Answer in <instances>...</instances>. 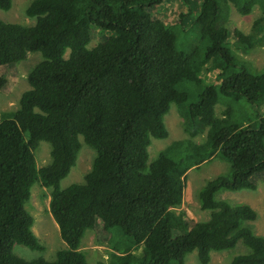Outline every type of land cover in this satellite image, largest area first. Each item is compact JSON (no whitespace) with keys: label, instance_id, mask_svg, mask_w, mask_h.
Instances as JSON below:
<instances>
[{"label":"trees","instance_id":"16d2710c","mask_svg":"<svg viewBox=\"0 0 264 264\" xmlns=\"http://www.w3.org/2000/svg\"><path fill=\"white\" fill-rule=\"evenodd\" d=\"M163 1L33 0L26 14L35 25L0 20V91L8 83L6 67L30 53L43 57L27 76L19 110L0 121V264H88L81 242L96 220L104 232L118 228L144 247L141 257L129 249L113 254L109 264H185L194 251L200 264H209L212 252L240 242L250 251L231 264H264V239L245 225L256 221V211L216 199L221 191H253L264 176V116L241 125L231 122V107L223 118L215 115L221 97L264 103V72L235 56L225 26L230 5L249 15L257 4L264 10V0H202L197 23L209 41L204 61L197 48L180 50L176 36L149 13ZM12 4L0 0V10ZM94 29L109 36L89 49ZM234 39L238 48L252 45L239 30ZM205 61L219 71L221 85L203 88L185 114L186 133L193 139L206 131L205 142L175 141L149 164L152 139L168 138L164 118L171 105L189 100L179 86L201 84ZM80 138L97 156L85 184L62 190ZM42 141L52 147V162L38 169L34 151ZM217 156L231 171L197 193L209 219L195 222L173 212L182 202L186 173ZM36 182L51 189L49 212L67 246L54 261H27L14 253L16 245L44 251L25 209Z\"/></svg>","mask_w":264,"mask_h":264},{"label":"rangeland","instance_id":"374dc122","mask_svg":"<svg viewBox=\"0 0 264 264\" xmlns=\"http://www.w3.org/2000/svg\"><path fill=\"white\" fill-rule=\"evenodd\" d=\"M12 8L9 11L0 10V20L17 24L23 27L35 25L36 19L26 14V9L33 0H12ZM202 0H164L160 5L149 10V13L163 22L177 39L178 48L189 52L198 49V60L202 61L208 40H203L200 35V26L197 23L199 7ZM257 20H262L260 25L254 27ZM229 32L230 42L236 48L235 56L247 62L251 68L258 73L264 72V10L257 4L249 15H241L233 5H230L228 17L225 23ZM234 30L241 31L250 36L251 46L248 48L237 47L234 39ZM109 33L102 30H93V39L88 48H94L99 41L108 37ZM68 57V52L66 54ZM43 61L40 53H30L28 57L17 64L6 67L4 77L7 78L6 86L0 91V121L4 114L14 113L20 108V98L29 89L27 76L30 71ZM204 61V60H203ZM203 63V62H202ZM3 70V69H2ZM4 71V70H3ZM201 84H184L179 89L189 95V100L182 106L172 104L169 113L164 118V123L169 132L166 139H152L148 148V163L151 164L166 147L175 141L190 140L186 133L185 114L188 106L198 100V94L207 86L220 87L222 78L218 70L205 61L202 64L200 74ZM231 107L234 111L232 123L246 125L254 123L258 114L264 116V103L259 106L248 103L242 99L232 102L220 98L215 107L217 118H223L225 110ZM195 144H203L206 140V131L191 139ZM81 149L77 161L72 167L69 175L60 183V188L66 189L73 184H85V176L91 171L93 162L97 156L96 151L86 145L80 138ZM52 147L47 142H40L34 151L38 169L47 167L52 162ZM231 171V165L221 157L217 156L204 162L198 168H192L186 173L185 189L182 202L179 206L171 209L176 214L185 213L187 217L195 222L207 221L210 211L202 210L197 199V193L209 181L226 176ZM51 189L36 182L31 188V196L25 205L26 211L33 217L32 232L38 238L44 251H33L23 245H16L14 253L27 261L43 258L54 261L59 251L67 248L61 239L58 226L49 212ZM216 199H227L232 205L248 204L257 213L254 222L246 223L252 233L264 239V176L260 177L255 190H243L238 192L221 191ZM131 249L137 257L144 252L142 245H135L132 238L122 236L118 228L103 231L100 220H96L94 228L86 231L81 242V250L86 256L88 264H109L111 256ZM249 249L241 242L232 250L212 252L209 264H231L232 259L239 254L249 253ZM185 264H200L197 252L194 251L186 256Z\"/></svg>","mask_w":264,"mask_h":264}]
</instances>
